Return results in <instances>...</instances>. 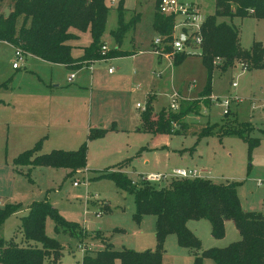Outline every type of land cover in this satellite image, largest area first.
I'll use <instances>...</instances> for the list:
<instances>
[{"label":"rangeland","instance_id":"374dc122","mask_svg":"<svg viewBox=\"0 0 264 264\" xmlns=\"http://www.w3.org/2000/svg\"><path fill=\"white\" fill-rule=\"evenodd\" d=\"M9 1L4 0L0 3V14L4 13L5 9L11 10L8 6ZM182 1L196 5L202 19L214 11V0ZM120 2L125 10V22L139 15L134 28L125 32L121 48L129 51L130 54L131 50H135L138 54L135 55L136 60H132L131 56L102 59L103 63L111 62L115 70L112 76H107L106 66H96L98 86L107 91L103 99L105 106L115 109L116 106L121 105L124 114L116 115V118L120 124L126 121L128 128L136 123L137 103L143 107L150 104L153 113L164 111L166 115L173 113L168 111L173 101L178 106L176 112L185 108L190 111L179 120L184 123L183 126L179 121H173L175 126L172 122L173 130L179 131L177 133L151 134L130 131L122 132L113 139L107 137L92 142L87 147L85 168L76 170L69 177H67L69 170L66 168L37 167L32 171L30 179L25 172V175L16 172L13 180L0 179V202L18 203L21 205L20 209H23L28 202L47 199L65 221L77 224L87 231V238L82 241L76 235H71L62 229L57 230L54 220L51 217L46 218V235L62 246V254L57 264L81 262L83 254L78 248L81 243L94 245L87 250V253L94 254L102 249L104 244L100 237L107 239L115 249L155 248V217L145 215L141 219L143 222L137 223L132 216L135 210L134 196L117 188L112 180L97 177L100 171L114 170L121 163L122 169L133 181L142 180L141 174L148 172L169 174L172 168L178 167L205 169L209 171V175L199 172L202 177H208L216 183L237 184L236 191L243 210L245 208L248 209L245 211L261 212L260 208L264 204V69L247 70V66L243 63L246 66L243 70L240 62L235 63L225 72L214 68L211 94L205 98L201 93L206 85L207 70L203 65L201 54L197 53L199 47H188L180 51L179 53H185V56L179 63L162 59L161 66L153 68L151 62L159 59L152 52L153 40L159 36L152 27L155 0H106L110 9L101 37L106 46L105 52L116 47L110 32L118 26ZM217 20L238 29L243 48L249 49L253 42H261L264 45V19L219 17ZM185 28L188 34L193 33L192 27ZM70 31L78 37L66 43L72 47V55L77 56L82 48L91 42V36L89 31L78 32L74 28ZM178 33L179 31L176 30L175 34ZM170 50L168 51L171 52ZM187 50L195 52L190 53ZM13 58L12 48L0 42L2 71L0 83L5 82L8 76L12 75V73L6 75V72L8 67H11ZM31 59L28 58V61ZM28 61L25 60L23 65L21 64V71L24 70L23 68L28 71L35 70L34 60L30 66H27ZM31 75L29 74L28 77L31 78ZM231 82H235L236 87H232ZM2 89L0 96L4 93ZM174 94L177 95L176 98ZM117 97L121 99L114 102L107 100ZM219 98L221 100L229 98L230 111L237 114L240 122H247L252 126L250 137L258 138L260 141L250 152L247 142L236 136L222 138L217 135L199 136V132L207 124L225 122L222 119L223 108L214 102V99ZM74 125H67L73 131L69 136L75 135L82 143L86 140V133L82 126ZM14 130V126H11L9 131L4 126H0V163L2 164H5L6 158L13 162L11 156L15 158L33 146L28 142L22 143ZM64 133L66 134L65 131L52 129L49 140L44 143L40 153H47L52 149L77 148L80 143L75 147L70 144L62 146L53 143ZM2 172L0 170V173ZM75 180L84 184L79 183L78 186H74ZM168 182L169 180L154 184L157 187H164ZM258 182H261V185H258ZM105 204L109 206L107 210L102 209ZM100 209L102 214L98 215ZM21 217L19 210L9 216L0 230V236L9 239L16 233V239L19 240L21 234L18 232V226ZM187 227L200 240L201 249L198 253L212 247H225L240 240V235L230 219L225 224L223 237L218 239L211 235L210 223L206 219L190 220L187 222ZM94 232H100L99 236ZM192 261V251L180 247L174 234L168 235L164 243L162 264H192ZM44 264L53 263L46 259ZM203 264L216 263L212 259L205 258Z\"/></svg>","mask_w":264,"mask_h":264},{"label":"trees","instance_id":"16d2710c","mask_svg":"<svg viewBox=\"0 0 264 264\" xmlns=\"http://www.w3.org/2000/svg\"><path fill=\"white\" fill-rule=\"evenodd\" d=\"M3 1L0 0V3ZM158 2L155 0L152 27L165 43H169L173 17L159 13ZM9 3V15L0 14V42L10 44L24 56H35L47 63L77 70L102 59L130 55L129 51L118 47L125 32L134 28L139 15L125 22L122 2L118 5V26L110 32L116 47L103 55L101 37L110 9L106 0H10ZM219 17L264 19V0H214L213 13L205 16L201 24V59L207 70V81L201 95L205 98L211 94L214 68L225 72L235 63L243 62L247 70L264 69V45L253 42L249 49L243 48L238 29L226 22H218ZM71 28L78 32L89 31L91 36V42L82 48L79 57L72 56V47L66 43L78 37L70 31ZM167 50H170L169 46ZM184 56L185 53H177L174 62L179 63ZM217 59L219 62L214 63ZM9 82L10 79L1 83L0 88L7 87ZM189 111L185 108L167 116L164 111L153 113L152 107L147 105L140 114L139 128L152 134L177 133L179 131L173 130L172 122H178ZM222 119L225 121L223 124H207L199 136H236L247 142L248 152L258 146L260 140L250 137L252 126L240 122L236 113L228 111ZM107 131L106 128L90 129L87 139L73 150L53 149L38 154L42 145L39 140L32 148L18 154L13 163L67 168L69 177L85 167L88 141L103 137ZM121 166L119 164L114 170H102L97 177L112 180L117 188L134 196L135 210L132 216L137 223L145 215L155 217V248L115 249L107 239L100 237L104 247L94 254L86 253L83 264H162L165 239L170 234L176 236L180 247L192 251V264H203L205 258L212 259L216 264H264V213L243 210L236 183H216L206 177L171 178L166 186L157 187L154 182L131 180L120 171ZM108 207L105 204L102 209L107 210ZM20 208L18 203H6L0 207V230L6 219ZM99 213L102 214L101 209ZM47 217L54 220L57 230L76 235L82 241L87 238L88 233L82 227L65 221L47 199L33 201L27 206V213L20 218L18 232L21 238L17 240L16 233L9 239L0 236V264H44L46 259L57 264L62 246L46 235ZM200 219L209 221L211 235L217 239L224 235L225 221L232 220L240 240L198 253L200 240L187 227V222Z\"/></svg>","mask_w":264,"mask_h":264},{"label":"crops","instance_id":"0c3cea01","mask_svg":"<svg viewBox=\"0 0 264 264\" xmlns=\"http://www.w3.org/2000/svg\"><path fill=\"white\" fill-rule=\"evenodd\" d=\"M2 43L12 48L13 57H14V51H15L14 48L6 42H2ZM118 49L124 50L121 48V46H119ZM130 52L131 54L129 56L132 57V60H136L137 57H135V55L138 54V52H136L135 50H131ZM81 55H82V51L79 55L77 56L72 55V56L79 57ZM24 57H26L25 58L26 61H28V58H32L30 61L27 62V66L32 65V62L34 60L35 70L28 71L26 68H23L24 70L21 71V67L24 62L20 67L13 68L12 67V62L14 61L13 58L11 61V67H8V72H6L7 73L6 75L12 73V75L8 76L7 78V80L10 79V84L7 87H4L5 89L1 88L3 90L2 92L4 93H2V96H0V126H4L7 131L11 129V126H14L15 134L19 135L20 139L22 140V143L28 142L29 144H32L34 146V144L37 141L41 140L42 141L41 148H42L44 143L49 140L50 131L53 129L57 131L66 132V134L65 133L62 134V137H60L59 139L57 140L55 139L53 143H59V145L62 146L70 144L72 145V147H75V145H78V143H80L79 142L80 140L78 141L75 135L69 136V134H72L73 131L72 128H69L67 125H71V124L73 125L75 124L74 126H82V128L86 133L85 136L86 139H87L88 131L90 129L93 128L108 129L107 133L103 137L88 141L89 146L92 144V142L103 140L107 137L113 139L115 136H118L122 132L126 133L131 131L138 133L139 132L150 133L147 131H143L139 128L141 112L140 109H138L137 107H136V116H135L136 123L131 128H128L126 121H123L120 124V122H118L116 118L117 117L116 115L124 114V112L121 111V105L120 107L116 106L115 109L114 108L109 109L107 106H105L103 99L107 95V91L102 90L98 86L99 78L95 74V72L97 69L96 66L98 67L106 66L107 74H108L107 76L114 75L115 70H113V72L111 73L108 72V68L113 67L111 66L110 61L103 63V60H99L93 62L90 65L82 66L80 69L70 70L63 65L50 64L35 56L27 55ZM122 57H127V56H122ZM161 60H162L161 58L157 60L154 59L151 62L153 68L154 66L155 67L157 66V68L160 67ZM89 67H91V69ZM73 72L76 73V78L74 81L70 82L68 80V77ZM1 73L2 71L0 70V74ZM28 73L32 74L30 76L31 78L28 77L29 76ZM95 81L97 83L96 85H95ZM119 99L121 98L119 97L112 99L109 98L107 100L114 102L115 100H119ZM104 108L106 110H104ZM73 149H67V150H73ZM38 154H40V151L38 152ZM87 156H86V163H87ZM12 158L14 159L13 156H11V159ZM118 165L116 166L115 169L118 168ZM37 167H45V166L31 167V166L15 165L12 161L10 162L6 158L5 164L0 163V170L3 171L2 173H0V179L13 180L15 179L14 175L16 172L17 174L18 173L24 174L25 172L26 176H28V178L30 179L32 171ZM178 168L189 169V167L188 168L178 167ZM119 169L121 172L125 174L127 173L122 169V166L119 167ZM193 169L201 173H205L206 175H209L208 170L197 169V168H193ZM156 173H166V172H148L145 174H141V179L146 175L156 174ZM30 203L28 202V205ZM4 204L6 203L0 202V207H2ZM28 205H26L23 209L19 210L21 216L27 213ZM263 206L264 204L260 208L262 213H264ZM244 210H248V209L244 208ZM142 222L143 220L141 221V223ZM227 222L228 220L225 221V224Z\"/></svg>","mask_w":264,"mask_h":264},{"label":"built area","instance_id":"2783aa9c","mask_svg":"<svg viewBox=\"0 0 264 264\" xmlns=\"http://www.w3.org/2000/svg\"><path fill=\"white\" fill-rule=\"evenodd\" d=\"M158 11L159 13L166 15V16H172L173 17V28H172V39L169 43H165L159 36H157L152 43V52L155 54L158 58L167 60L169 62L174 61V54L179 53L180 51L187 49L188 47H199L200 50H198V54L202 53L201 44H202V36H201V24L204 19L201 18L199 15V10H197L196 5L193 3L184 2L182 0H159L158 2ZM185 27H192L193 33L190 35L187 33V29ZM178 30L179 33L176 35L175 31ZM171 48V52L167 50L168 46ZM102 52L103 55L106 50V46H102ZM190 51V50H187ZM194 53L195 51H190V53ZM24 62V55L19 51H14V61L12 62L13 68H18L20 65ZM219 62V60H215L214 63ZM93 63V62H92ZM90 63V64H92ZM241 66L243 70L246 69V66L243 64ZM89 64V65H90ZM91 69V67H89ZM108 72H113V68H108ZM76 78V73H71L68 77V80L70 82L74 81ZM232 87H236L235 82H231ZM177 95L174 94V98H176ZM214 102L219 104L223 108V115L226 114L229 109V98L221 100L214 99ZM136 107L140 109L141 111H144L146 107H143L140 103L136 104ZM178 110V106L173 101L168 111L169 112H176ZM169 115V114H168ZM167 115V116H168ZM173 125L175 126V123L173 122ZM196 177H202L199 174V171L195 169H186V168H176L171 171V173H156V174H149L142 178V180L158 183L162 181H167L171 178H196ZM84 184L83 182H79L78 180H75L73 182L74 186H78V184ZM258 185H261V182H258ZM264 210V206H263ZM98 215H100L99 212H97ZM91 247H94L93 244H85L81 243L78 248L80 252L83 254V256L87 253L88 249H91ZM83 259V258H82ZM76 264H83V261L77 262Z\"/></svg>","mask_w":264,"mask_h":264},{"label":"water","instance_id":"95a60500","mask_svg":"<svg viewBox=\"0 0 264 264\" xmlns=\"http://www.w3.org/2000/svg\"><path fill=\"white\" fill-rule=\"evenodd\" d=\"M9 12H10V11H9L8 9H5V10H4V13H5V16H6V17L9 15Z\"/></svg>","mask_w":264,"mask_h":264}]
</instances>
